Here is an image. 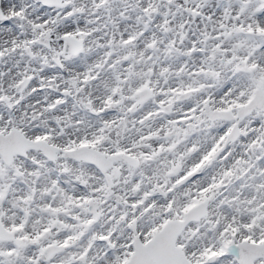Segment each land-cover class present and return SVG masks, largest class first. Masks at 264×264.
<instances>
[{"label": "snow or ice", "instance_id": "snow-or-ice-1", "mask_svg": "<svg viewBox=\"0 0 264 264\" xmlns=\"http://www.w3.org/2000/svg\"><path fill=\"white\" fill-rule=\"evenodd\" d=\"M0 264H264V0H0Z\"/></svg>", "mask_w": 264, "mask_h": 264}]
</instances>
